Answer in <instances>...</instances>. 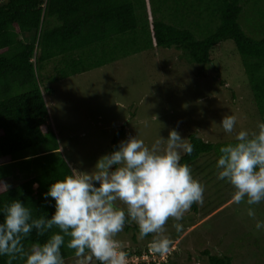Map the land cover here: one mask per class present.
<instances>
[{"label":"trees","instance_id":"16d2710c","mask_svg":"<svg viewBox=\"0 0 264 264\" xmlns=\"http://www.w3.org/2000/svg\"><path fill=\"white\" fill-rule=\"evenodd\" d=\"M247 9L253 23L248 27L242 21ZM229 40L264 120V0H0V181L10 185L8 190L0 186V206L18 199L35 216L50 218L55 202L45 201L43 193L72 171L48 123L45 96L52 88L41 74L47 65L56 66L49 83L156 49H177L187 62L204 66L213 62L212 51ZM189 143L194 151L184 154L181 163L191 169L202 156L218 159V149L225 145L196 134ZM191 210L196 214L197 204ZM44 239L33 232L25 249ZM136 246L124 250L138 255L150 250L149 244ZM62 252L65 260L75 256L66 247ZM206 254L207 264H233L229 256ZM8 259L0 257V264ZM12 264L23 261L17 258Z\"/></svg>","mask_w":264,"mask_h":264},{"label":"rangeland","instance_id":"374dc122","mask_svg":"<svg viewBox=\"0 0 264 264\" xmlns=\"http://www.w3.org/2000/svg\"><path fill=\"white\" fill-rule=\"evenodd\" d=\"M249 11L242 17L246 27L253 24L248 22ZM258 30L254 28L253 35ZM212 60L203 66L187 62L177 49L149 50L52 83L47 81L56 75V66L47 65L41 74L52 88L45 96L48 123L71 170L91 172L97 160L110 153L121 130L118 145L138 136L151 146L159 136L167 139L173 129L188 142L196 134L205 142L227 144L233 137L219 125L227 114L237 116V130L253 129L261 118L234 43L218 45ZM216 160L214 155L202 156L192 169L205 188L204 202L196 214L191 209L185 213L181 233L173 220L166 224L173 240L168 261L207 264L209 252L229 256L233 264H264V229L255 227L264 222V201L252 206L255 217H249L246 199L234 203L233 187L217 179ZM127 225L130 229L125 226L116 237L123 250L149 244L151 236L141 240L135 224ZM65 264L97 262L74 256Z\"/></svg>","mask_w":264,"mask_h":264},{"label":"clouds","instance_id":"9594fccd","mask_svg":"<svg viewBox=\"0 0 264 264\" xmlns=\"http://www.w3.org/2000/svg\"><path fill=\"white\" fill-rule=\"evenodd\" d=\"M219 125L233 139L218 149L217 179L233 187L234 203L246 199L248 216L254 218L252 206L264 201V120L253 129L237 130V116L227 114ZM193 151L194 146L174 129L151 146L138 136L129 137L100 157L91 172L73 169L50 184L43 193L45 201L55 202L50 218L35 216L18 199L4 203L0 257H8L7 264L17 258L23 264H65L66 247L75 257L94 258L97 264H128V253L116 237L129 223L138 228L139 239L152 237L153 254H170L173 240L166 234V224L173 220L175 231L181 233L185 213L204 202V186L190 166L181 163L182 154L191 156ZM0 186L10 188L3 181ZM255 227L264 229V222ZM33 232L46 239L26 250L24 241Z\"/></svg>","mask_w":264,"mask_h":264},{"label":"built area","instance_id":"2783aa9c","mask_svg":"<svg viewBox=\"0 0 264 264\" xmlns=\"http://www.w3.org/2000/svg\"><path fill=\"white\" fill-rule=\"evenodd\" d=\"M170 254L165 256L157 257L156 254H153L150 250L148 253L143 252L141 255L136 254L135 250L131 251V254L128 253V264H161L168 263Z\"/></svg>","mask_w":264,"mask_h":264},{"label":"crops","instance_id":"0c3cea01","mask_svg":"<svg viewBox=\"0 0 264 264\" xmlns=\"http://www.w3.org/2000/svg\"><path fill=\"white\" fill-rule=\"evenodd\" d=\"M15 173V172H14ZM16 176V175H15ZM17 177H19V176H17Z\"/></svg>","mask_w":264,"mask_h":264}]
</instances>
